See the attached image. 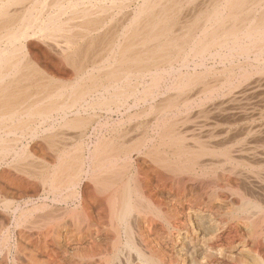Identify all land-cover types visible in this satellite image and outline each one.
I'll return each mask as SVG.
<instances>
[{
    "label": "bare ground",
    "instance_id": "6f19581e",
    "mask_svg": "<svg viewBox=\"0 0 264 264\" xmlns=\"http://www.w3.org/2000/svg\"><path fill=\"white\" fill-rule=\"evenodd\" d=\"M32 29L63 39L59 52L78 65L68 79L46 75L27 62ZM88 55L92 59L85 61ZM263 88L264 0H0V176L20 190L16 199L40 202L35 209L60 219L54 237L58 248H71L64 245L65 236L72 245L89 242L77 250L88 256L106 254L130 263L134 255L140 264H176L161 255L158 242L169 241L191 249L193 264L214 259L264 264L246 245L247 239L264 244V205L237 190L244 174L263 183L264 145L228 141L231 128L217 126L208 114L223 105L240 109L244 98ZM129 109L130 138L114 132L107 140L97 137L93 150L83 147L82 128L90 119L96 122L97 111ZM254 116L242 129L246 137L261 130L264 111ZM63 128L81 129L70 135ZM36 139L47 149L28 155L24 144ZM5 165L18 168L17 176H8L1 169ZM84 178L98 186L97 216L88 213L84 197L74 211L68 207V193L74 195ZM152 178L182 195L199 189L193 204L203 205L206 213L202 206L189 209L204 225V236H195L173 205L150 193ZM3 186V201L14 198ZM219 193L235 197L236 205L212 212ZM230 224L245 232L246 244L242 238L229 246L221 243L218 231Z\"/></svg>",
    "mask_w": 264,
    "mask_h": 264
},
{
    "label": "rangeland",
    "instance_id": "374dc122",
    "mask_svg": "<svg viewBox=\"0 0 264 264\" xmlns=\"http://www.w3.org/2000/svg\"><path fill=\"white\" fill-rule=\"evenodd\" d=\"M84 1L87 2V0H84ZM31 31H32V33L30 35L31 38L29 37L31 40L28 39L30 41H27L28 47H27V49L24 52L26 54V51H27V55L26 56L30 57V58H27V62L29 64H31V65L33 64L34 66L32 65V67H35V68L37 67L38 70H39V68L41 70H43V72L46 73V75H49L51 77L54 76L55 78L57 77L59 79H68L67 77H69L73 73V71H74V69L73 70H70V69L75 68V70H77L78 69V65L77 66L74 65V62H72L68 56L66 57L67 54L64 55L63 53H60L59 52V50L61 51L64 48V45H65V44L63 45V43H64L63 39L61 41V38H59L60 39L59 40V39H57L58 37H55L56 40H57L56 41L55 38L53 37L54 38V41H52L53 38L51 40L50 39V36L44 35L41 31L35 30L36 31L35 32L34 29H32ZM33 31L35 33H33ZM38 32L39 33L41 32L43 35L41 33L39 34ZM32 36H34V37H32ZM38 36L41 37V38H39ZM35 38H36V40H34ZM48 38L50 39V41H47ZM58 40L60 42H58ZM45 42H48V43H45ZM52 43L54 45H52ZM57 43H59V44L57 45ZM60 43H61V45H62L63 48L61 47ZM45 46L48 47V48H45ZM51 46H53V47H51ZM50 48L52 49V51L54 49V51L56 52V54H54V51L53 52H50L51 51ZM58 53H59V55H58L59 57L57 56ZM62 54L66 58L63 57ZM61 55H62V57H61ZM26 56H25V58H26ZM88 57H90V58H88ZM88 57L85 58V61H86V59H92V55H90V56L88 55ZM67 61L70 62L69 65H71L73 63V65L75 67L74 66L72 67V65L69 66ZM82 62L84 63V60H82ZM35 63H36L37 66H35ZM60 77H62V78H60ZM63 77H65V78H63ZM261 91L255 93V94H250L246 98H244L243 101H242V103H240L241 105L243 104V106L240 105V109H237L236 110V109H232L231 108L232 106H225V105H223L221 107H218V109L214 110L213 112L208 113L209 116H210V118L212 119L211 121L214 122V123H216L217 126L220 125L219 127H221V126L228 127V130L231 128L230 131H229V133H228L229 136L227 135L228 136L227 137L228 138V141H240V143H242V144H239V146L240 145L243 146L246 143L247 144H250V145H258V144L259 145L260 144L261 145H264V119H262L263 120L262 121L263 123L261 122V124H262L261 130H260L261 132L260 131H259V133H255L254 132V134H251V135H249V136L246 137L245 136L246 135L245 134V131L242 130V129H245L246 130V126H248L250 124H253V120L257 117V116H254V115H257L261 111H264V88ZM207 103H208V101H207ZM195 107L197 108V104L194 105V108ZM241 107H243V108H241ZM132 110H131V113H133V112L135 113L136 111H138L140 109H134L133 111ZM97 112L99 113V114L97 113L99 116L97 115L96 122H93L94 120L91 121L92 119H90V124L92 122V124L94 126L92 124L91 125L89 124V125H87L88 126L87 127L88 129L86 128V126H84L83 128L84 129L86 128L85 130L81 127L82 130L84 131V133L86 134V136H83L82 137V140H81L83 147L85 146V148L87 147L89 150H93L94 149L93 147L96 145V143L99 140L98 138H100V139L103 138V139L107 140L108 138L109 139L112 138L114 136V134H116V133H118L122 137L127 135V137L130 138V135L129 134H130L131 123H130V120H127L128 116H130V109L128 111H126V112L125 111L121 112L122 114L121 113H116V112L113 113V114H110V113H107V111H105V110L104 111L103 110H99ZM124 112H125V114H124ZM84 116L86 117L87 115H84ZM87 118H89V117L87 116ZM98 120H100L101 122L98 121ZM121 120H123L122 121L123 124H122ZM104 122H105V124H104ZM118 122H120L121 124L118 123ZM94 123L95 124L97 123L98 125L96 124L97 125L96 126ZM100 123H102V124H100ZM224 123H225V125H224ZM101 125H103V126H101ZM99 126H101L102 128H99ZM94 127H95V129L97 131L94 129ZM256 127H258V125ZM81 128H78V129L72 128V130H71V128L70 129L69 128H63V130L64 131L68 130L67 133H69L71 135V134H74L76 130L77 131H80L79 129H81ZM91 129H92V131H91ZM99 129H100V131H99ZM60 131H61L60 129L57 130V132H60ZM114 132H116V133H114ZM112 133H114V134L112 135ZM42 135L43 134H41V138L40 139L45 138ZM110 135H111V137H110ZM85 137H87V138H85ZM128 138H126V140L129 142V145H130V140ZM237 138H240V139L237 140ZM244 138H245V140H244ZM37 140L38 139H36L35 142L34 141H28V143L26 142L27 144L26 143L24 144L25 145L24 146V149L26 147L25 151H26V153H29L28 155H35V153H39L40 152L39 148L40 149H47V145H46L47 143L45 141L42 140L43 143L41 142L42 143L41 144L40 143L41 140H39V142ZM119 140H121V139L119 138ZM255 140H257V141H255ZM39 143H40V146H38ZM88 143H89V145H88ZM222 143H224V141L223 142L221 141V144ZM42 145H44V147ZM126 146L128 148H130L128 145H126ZM88 154L89 153H87V155ZM245 159L248 160V157H245ZM8 167H10V166H6L5 165L1 169L4 170L6 168L5 171L7 170V174L10 172L8 174V176L10 175L13 178L16 177L17 174H18V172H17V169L18 168H16L15 166H11L12 167L11 169H14V167H15V169L13 170L14 172H13L12 170H8ZM12 173H13V176H12ZM241 176L239 177L238 185H237V188H238L237 190L239 191L240 195L243 196V197H245L246 199H249L252 202H255V203H258V204H261L262 203L261 205H264V181H262L263 183L255 182L253 179H251V175H248V174L247 175L244 174V175H241ZM152 179H150L149 182H148L149 184H147V185H149L147 187L150 190V193L154 197L157 196L156 197L157 199H161V200L165 201V203H168V204L173 205V211L176 214L178 212L179 215L181 216L180 218H183L185 221H188V223L190 222L188 226L191 225L189 228H190L191 231H193V232L195 231L194 232L195 233L194 234L195 236H198V237L204 236L203 234L206 233L204 225L202 223H200V221L198 220V217L196 216V214L194 212L190 211V209H189V208H195V209H197V208H200L202 206L201 207L202 210L204 209L203 210V214L206 213L205 207H203V205L197 204V203L196 204H193V200L195 202L196 201V198L201 196L199 189H194L192 192L191 191H187L188 193L185 194L186 195L185 196L184 194L182 195V193L172 192L171 189H170V185L169 184H167V183L166 184H160V183L157 182L156 179H154V178H152ZM87 180H88V178H86V179L84 178L82 181H80L81 183L79 182V184H78V186H76L75 190L73 189L74 192L71 191L70 194L74 193V195H69V193L66 192V195L68 193V196H69L68 198H69V202H70V205L68 207H69V209L71 211H74L76 209V206L79 205V202L82 199V197H84V198H87V201H88L87 202V205H86L88 213L90 212L89 213L90 215L97 216V214L99 212L98 211L99 204H98V202H95V200L93 198L96 195L95 191H96V188L98 186L97 185L95 186L96 183H95V181H93V179H91L92 181H89L90 179L88 181ZM1 184L4 185L3 187H5L8 192H10L11 196L13 194V197L15 199L11 197L9 199H4V201H3V197L0 195L1 196L0 197V202L3 201L2 204L0 203V249H1L0 250V264H105V263H107V264H114V263L115 264H140V262H138V263L135 262L136 261V259H135L136 257L134 255L133 256H130V263H128V261L126 260V258H121V260H112V257H110L109 255H106V254L105 255L88 256L86 253L81 252L80 250L79 251H77V250L80 249V248H82V247L89 246L88 245L89 242L86 245H83V246L74 245V244L72 245V243L70 242V240L67 237H65V236L62 237V241L64 240L63 243L66 246H68V244H69V246L71 245V248L70 249H66V248H62L60 246L58 248V245H56V243L54 242V237L58 234V232L56 231V226L59 225L60 219H56L57 220V223H56L57 225H56L55 222H54L56 220L53 219L54 220L53 221L51 219V217H48L49 215L46 212H44V211L42 212L38 208H36L37 209L36 210L35 207L33 206V204H37V203H40V202L34 201L35 203L34 202H31L33 204H30V203L28 204L23 199L22 200L19 199V198L16 199V197L21 193L20 190L17 187H14V186L9 185L0 176V186H1ZM5 185H7L8 187L5 186ZM9 187L10 188L12 187V188L10 189ZM29 188H32V187H29ZM164 189L165 190L167 189V190L165 191ZM97 191H98V189H97ZM253 191H254V193H253ZM29 192H31V189H29ZM179 194H181V195H179ZM223 195L224 194L219 193L217 196H218V198L220 200L215 201L216 203L214 202L215 204H212L211 207H209L210 210H213L212 212L215 213L217 211H221V208L225 204L229 205L231 203V205H236L237 200H236L235 197H233V196L231 197V195H229V194H228V196L224 195V197H223ZM73 196H74V198H73ZM228 197H230V198H228ZM177 198L179 199V201H178ZM205 199H207V198L205 197ZM228 199H230V200H228ZM174 200H176V201H174ZM186 201H189V202H186ZM218 201H220V203H218ZM223 201H225V202H223ZM234 201H236V203ZM190 202H191L192 205L190 204ZM11 204H13L14 206L11 205ZM196 206H198V207H196ZM212 206H214V208ZM63 207L66 208L65 206H63ZM17 208H19L20 210L17 209ZM214 209H215V211H214ZM22 211L25 212L26 216H25L24 213H22ZM179 211H181L182 213L180 214ZM19 212H21L23 215L21 216V213H19ZM34 213H36V214H34ZM42 213H43V217H42ZM192 213H194V214H192ZM28 214H29V217L27 216ZM45 214L47 215V217H46ZM189 216H191V218H189ZM33 218H35V220ZM44 218H45V221H44ZM48 218H50V219H48ZM183 219H181V220H183ZM26 220H28V221L26 222ZM50 222H52V223H50ZM49 223H50V225H49ZM34 224L37 226V229H36V226H34ZM29 225H30V227H29ZM200 225H201V227H200ZM227 226L226 227H223L222 229H220L219 230L220 232L218 231V238L219 239L221 238L220 239L221 240V243L227 245V242H228V244H230L231 242H233L235 240H240L241 238L243 239V237H244V239H247L246 236H245V232L243 231L244 232L243 233L242 230L240 228L236 227L235 224H234V226L236 228L233 227L232 224L227 225ZM38 227L40 229L41 228L42 229L40 230ZM244 239H243V242L246 241V240L244 241ZM220 240H219V242H220ZM164 242H166L167 245H165ZM164 242L163 241H162V243L161 242H158V243H160L159 246H161V244L163 246V247L161 246L162 248L158 246V249L161 248L160 250H163V252L165 251L164 253L163 252L161 253V251H160V253H161V255L162 254L163 255L165 254L164 257L166 259L169 258L170 260H173L174 263L177 262L176 264H183V263L184 264H193V260L196 257L194 256V253L191 251V249H189L185 245L180 244L179 242H169V241L168 242L167 241H164ZM3 243H4V247L2 246ZM172 244H174V245H172ZM245 244H246V242H245ZM246 245L249 246V247L248 246L247 247H248L249 250L251 249L250 251L253 250V252H258V254L260 256H262V258H264V254H263L264 253V244H261V247H258L251 240H248L247 239V244ZM173 246H175V247H173ZM227 246H229V245H227ZM183 247H185L186 249H184ZM24 248H25V250H24ZM7 250H9V251H7ZM75 250H76V252H75ZM174 252H176V253H174ZM171 258H173V259H171ZM220 260L221 259H219V261ZM5 261H7V262H5ZM217 261L218 260L214 259L213 260V264H218V263H216ZM226 261H228V260H221V263H219V264H222L223 262H224L223 264H231V261L230 260H229L230 262L229 261L226 262Z\"/></svg>",
    "mask_w": 264,
    "mask_h": 264
}]
</instances>
